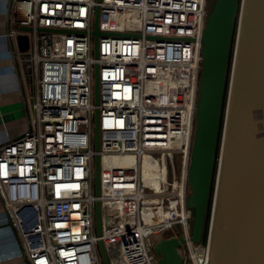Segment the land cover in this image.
Wrapping results in <instances>:
<instances>
[{
    "label": "built area",
    "instance_id": "2783aa9c",
    "mask_svg": "<svg viewBox=\"0 0 264 264\" xmlns=\"http://www.w3.org/2000/svg\"><path fill=\"white\" fill-rule=\"evenodd\" d=\"M12 1L7 37L28 39V48L21 53L29 83L27 129L0 146V198L20 237L25 264H103L99 240L109 264H156L151 238L162 234L186 239L179 249L183 264H209L207 241H189L191 215L185 207L208 0ZM96 8L99 31L125 37H101L95 59L90 33ZM150 57L165 67L188 66L189 81L183 104L190 134H185L179 151L183 155L179 170L173 163L179 153L166 155L165 164L161 154H153L158 163L157 190L141 181V160L148 153L144 120L150 111L143 74ZM94 66L98 67V106L93 103ZM175 102L177 110L180 98ZM95 110L98 152L94 151ZM161 133L168 131L162 128ZM96 155L99 198L94 191ZM126 155L138 159L136 179L116 185L105 177L103 159ZM97 201L100 238L95 233Z\"/></svg>",
    "mask_w": 264,
    "mask_h": 264
},
{
    "label": "water",
    "instance_id": "95a60500",
    "mask_svg": "<svg viewBox=\"0 0 264 264\" xmlns=\"http://www.w3.org/2000/svg\"><path fill=\"white\" fill-rule=\"evenodd\" d=\"M98 26L96 8L90 33L95 59L101 37H125L102 33ZM37 32L57 31L37 29ZM16 41L22 52L27 50L26 36L19 35ZM200 43L201 65L186 172L185 207L191 215L189 241L202 243L214 179L207 236L209 264H264V0H214ZM93 103L99 104L97 66H94ZM98 115L95 110V152L99 151ZM94 191L99 198L98 155L94 158ZM94 212L95 233L100 238L99 201ZM8 219L12 225L9 216ZM185 244L186 239L181 235H168L154 242L156 264H183L179 249ZM98 250L103 264H109L101 240Z\"/></svg>",
    "mask_w": 264,
    "mask_h": 264
},
{
    "label": "crops",
    "instance_id": "0c3cea01",
    "mask_svg": "<svg viewBox=\"0 0 264 264\" xmlns=\"http://www.w3.org/2000/svg\"><path fill=\"white\" fill-rule=\"evenodd\" d=\"M12 7V0H0V146L27 129L29 83L22 69V51L15 38L7 37ZM8 220L0 198V264H25L20 237Z\"/></svg>",
    "mask_w": 264,
    "mask_h": 264
},
{
    "label": "bare ground",
    "instance_id": "6f19581e",
    "mask_svg": "<svg viewBox=\"0 0 264 264\" xmlns=\"http://www.w3.org/2000/svg\"><path fill=\"white\" fill-rule=\"evenodd\" d=\"M113 20L115 22H120L117 18H114ZM181 65L182 64L179 66L175 65L165 67L161 64H157L155 57H150L147 61L145 74H143L145 81V99L148 109L150 110L144 120L145 150H148V153L161 154L163 164H165L164 161L166 160V155L171 158L175 152L180 151V138L183 137V135L180 131H178L179 127L177 128V126L183 125V127H187L190 124V121H187L188 112L186 111L188 110L185 109L175 110L173 108L175 112L174 116L169 115V117H166V119L157 116V114L160 113L162 109L173 112L171 107L176 105V97L180 98L178 107L180 108V106L184 105L183 97L186 96V93L181 88V85L182 83L186 85V75L188 74V69H179L181 68ZM174 80L177 82V84L173 83ZM151 111H155L156 113L153 114ZM181 114H183V116H181ZM147 117L155 119L150 121L148 124L146 122ZM162 128H166L168 133H161ZM190 128L191 127H188V129H186L187 135L190 134ZM147 145L149 148H146ZM148 153L145 152L144 155ZM114 158L115 163L112 164L111 168V180L114 181L116 185H121L120 181H123L124 183H127L128 181H134L138 159L132 155ZM107 159V157L103 159L104 174H106L108 168ZM126 168L127 170L130 168L131 170L129 169V177L127 178L125 175L124 179L122 176V171ZM182 217L185 218L184 213Z\"/></svg>",
    "mask_w": 264,
    "mask_h": 264
},
{
    "label": "rangeland",
    "instance_id": "374dc122",
    "mask_svg": "<svg viewBox=\"0 0 264 264\" xmlns=\"http://www.w3.org/2000/svg\"><path fill=\"white\" fill-rule=\"evenodd\" d=\"M208 3H209L208 4L209 9L208 10H210L212 4L214 3V0H208ZM187 68L188 67H186L185 65H182L181 68H179V69H187ZM188 85H189V81H188L187 75H186V85H184V83H182V85H181L182 86L181 88L184 90V92L186 94H187ZM190 93H191V86H189V88H188L187 102H189ZM173 108L176 109L175 106L171 107L172 110H174ZM179 109L187 110V108H184V105L180 106ZM174 114H175V112L173 113L172 111H165L162 109L161 112L157 114V116L162 117L163 119H166V117H169V115L174 116ZM176 115H177V113H176ZM181 116H183V114H181ZM154 119L155 118H148L147 117L146 122L149 124V122L153 121ZM170 127L173 128L172 126H170ZM177 128H178V131H180L182 128L183 137L180 138V147H181L180 150L182 151L183 143L185 140L186 129H188V127H183V125H181V126H177ZM146 148H149V146L147 145ZM176 153H179V152H175L174 154H176ZM154 155H159V154H154ZM154 155H153V153H148L146 155H143L142 162H141V166H142L141 181L143 182L144 185L157 190L158 183H157L156 178L158 177V174H157L158 163H157V160L154 158ZM182 157H183V155L180 153L173 156V163H174V166L177 168V170H179V166H180V162H181ZM107 158H108L107 159V167L108 168H107L105 177L106 178H108V177L112 178L111 168H112V164L115 163V158L114 157H107ZM125 175L128 178L127 168L123 169V171H122V176L124 179H125ZM135 179H136V177L134 175V181H135ZM153 180H156V181H153ZM176 230H178V228H176ZM166 236H168V234H165V235L162 234V235H159L156 237H152L151 240L153 242H156L161 238H165ZM182 250L183 249H181L180 252H182Z\"/></svg>",
    "mask_w": 264,
    "mask_h": 264
},
{
    "label": "trees",
    "instance_id": "16d2710c",
    "mask_svg": "<svg viewBox=\"0 0 264 264\" xmlns=\"http://www.w3.org/2000/svg\"><path fill=\"white\" fill-rule=\"evenodd\" d=\"M227 82H228V78H227ZM225 103H226V94H225L224 100H223V109L225 107ZM222 123L223 122H222V119H221V122H220V133H219L218 144H217L216 162H215V167H214V175H215L216 166H217V163H218L217 159H218V151H219V146H220V136H221L220 134H221V130H222ZM180 132L182 133V128H181ZM213 190H214V179H213V182H212V185H211L209 207L207 209V213L205 215V220H204V225H203L202 243H206V241H207L208 229H209V222H210V211H211V202H212Z\"/></svg>",
    "mask_w": 264,
    "mask_h": 264
},
{
    "label": "flooded vegetation",
    "instance_id": "af4514ba",
    "mask_svg": "<svg viewBox=\"0 0 264 264\" xmlns=\"http://www.w3.org/2000/svg\"><path fill=\"white\" fill-rule=\"evenodd\" d=\"M129 169H130V168H128V173H129V171L131 170V169H130V170H129ZM128 177H129V175H128Z\"/></svg>",
    "mask_w": 264,
    "mask_h": 264
}]
</instances>
